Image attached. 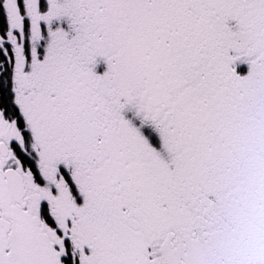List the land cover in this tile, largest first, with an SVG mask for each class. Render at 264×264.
Listing matches in <instances>:
<instances>
[{
    "label": "snow or ice",
    "instance_id": "6c2138e0",
    "mask_svg": "<svg viewBox=\"0 0 264 264\" xmlns=\"http://www.w3.org/2000/svg\"><path fill=\"white\" fill-rule=\"evenodd\" d=\"M0 264H264V0H0Z\"/></svg>",
    "mask_w": 264,
    "mask_h": 264
}]
</instances>
